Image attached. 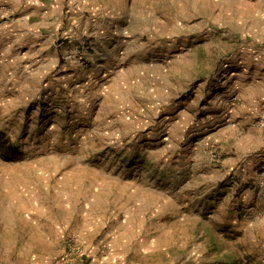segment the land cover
<instances>
[{
  "label": "rangeland",
  "instance_id": "1",
  "mask_svg": "<svg viewBox=\"0 0 264 264\" xmlns=\"http://www.w3.org/2000/svg\"><path fill=\"white\" fill-rule=\"evenodd\" d=\"M62 1L0 55V264H264V0Z\"/></svg>",
  "mask_w": 264,
  "mask_h": 264
},
{
  "label": "crops",
  "instance_id": "2",
  "mask_svg": "<svg viewBox=\"0 0 264 264\" xmlns=\"http://www.w3.org/2000/svg\"><path fill=\"white\" fill-rule=\"evenodd\" d=\"M0 8H10L14 14H18L13 21L0 24L1 58L4 60V57L13 53L12 49H16L15 55L20 56V60L23 59L25 67L28 66L30 50L34 54L39 49L43 50L48 35L43 29L49 21H53L56 14L67 8L76 9L66 7L62 0H0Z\"/></svg>",
  "mask_w": 264,
  "mask_h": 264
},
{
  "label": "built area",
  "instance_id": "3",
  "mask_svg": "<svg viewBox=\"0 0 264 264\" xmlns=\"http://www.w3.org/2000/svg\"><path fill=\"white\" fill-rule=\"evenodd\" d=\"M0 10L4 11H1L0 13V20H3L10 16V13L5 12L6 9L2 8ZM80 254L81 253L79 251L78 245L70 241L66 247V251L60 256L58 264H77Z\"/></svg>",
  "mask_w": 264,
  "mask_h": 264
},
{
  "label": "trees",
  "instance_id": "4",
  "mask_svg": "<svg viewBox=\"0 0 264 264\" xmlns=\"http://www.w3.org/2000/svg\"><path fill=\"white\" fill-rule=\"evenodd\" d=\"M4 156L6 157V158H8V159H19V158H21L22 157V153L21 152H19L18 150H16V149H13V148H11V147H7L6 149H5V154H4Z\"/></svg>",
  "mask_w": 264,
  "mask_h": 264
}]
</instances>
